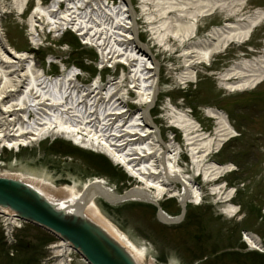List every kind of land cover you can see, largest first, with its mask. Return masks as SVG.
Wrapping results in <instances>:
<instances>
[{
	"label": "bare ground",
	"instance_id": "6f19581e",
	"mask_svg": "<svg viewBox=\"0 0 264 264\" xmlns=\"http://www.w3.org/2000/svg\"><path fill=\"white\" fill-rule=\"evenodd\" d=\"M64 1L57 0L47 9L36 7L31 11L28 18L31 42L37 43L36 38L43 24L49 25L48 29L52 31L59 29L61 22L84 36L82 38L85 44L93 38L100 40V28H89L84 20L87 13L77 8L83 0ZM61 2L66 5L65 10L54 15L56 5L59 8ZM13 3L18 14H21L28 0H14ZM123 3L127 5V9L118 8L120 16L129 21L133 20L134 25L129 30L134 34L131 38L124 37L121 35L122 30L111 26L106 29L108 35L102 37L99 45L106 53H100L102 64L113 66L121 63L128 68V74H122L117 81L110 80L103 86L96 80L91 85H82L78 81L77 72L64 66L61 67L59 75L50 78L38 67L34 56L8 47L0 24V149L27 146L46 136L59 134L79 146L100 150L113 162L122 165L141 183L123 194H118L114 187H109L102 180H95L80 191L65 186L56 188L39 180L32 182L45 197L56 200L59 208L65 211L69 208L77 213L82 210L81 214L118 241L137 264H152L147 263L143 252L128 243L101 215L93 200L102 197L113 205L128 201L158 205L163 194H170L178 196L180 204L185 207L187 201L200 198L201 188L195 187L194 176H185L181 170L179 143L174 137L164 142L151 118L149 108L155 102L158 92V68L154 60L148 62L149 59L145 56L149 50L138 41V26L131 2L124 0ZM152 3L156 13H147L148 22H157L158 28L165 31V35L182 41L193 36L200 17L212 15L225 6L223 0H141L140 7L147 11V6ZM107 8L106 5V8L98 13L105 15ZM240 11H231L221 26L212 27L206 34V39L196 42L195 46L200 49L185 53L186 66L192 63L209 65L214 56L230 44H241L249 40L253 30L264 20V10L255 9L246 16H239ZM126 12L130 14L126 16ZM1 13L0 10V16ZM229 16H235V20L229 21ZM121 17L113 18L119 28L123 26V23H120ZM182 21L184 24L180 29L176 24ZM99 23H102V20H99ZM184 30L189 32L182 33ZM165 35H160L161 40ZM131 45H134L138 52H134L130 48ZM93 46L97 48V42H94ZM179 78L181 81L183 76ZM217 78L219 85L228 92L255 88L264 81V48L259 58L235 61L219 73ZM125 83L141 97V101L146 105L144 109L128 112L123 108L127 103ZM169 111L168 117H172V126L183 132L185 144L189 146L192 169L202 176L206 183L216 182L232 170L231 164L219 165L207 161L211 154L218 152L229 139L237 135L222 111L217 108L205 110L207 116L213 118L216 124L210 134L202 132L201 125L186 113L179 114L172 107ZM176 183L183 186L181 192L176 190ZM222 188L216 185L211 191L213 194H219L223 202L229 201L232 191L224 194ZM235 210L234 207L230 208V212ZM159 218L166 224H175L182 220L179 216L171 217L163 212L159 213ZM249 240L256 246L259 244L253 236H249ZM67 250L65 247V251Z\"/></svg>",
	"mask_w": 264,
	"mask_h": 264
},
{
	"label": "rangeland",
	"instance_id": "374dc122",
	"mask_svg": "<svg viewBox=\"0 0 264 264\" xmlns=\"http://www.w3.org/2000/svg\"><path fill=\"white\" fill-rule=\"evenodd\" d=\"M35 1L28 0L24 13L18 14L13 0H0L2 11L0 24L8 47L33 55L38 67L52 76L60 73L62 65L68 68L73 63L83 64L86 69L82 68L77 78L81 83L88 84L95 74L93 52L80 47L71 49L69 46L65 50L63 42L75 47V40L70 34H66L61 41L51 40L50 35L42 36L43 44L33 54L29 41L28 18ZM49 1L44 0L43 5ZM131 2L136 12L138 39L149 50L158 67V92L155 102L150 106L152 119L164 142H168L175 135L174 138L181 147V170L185 176H194L195 187L201 188L202 202L199 205L189 202L186 214L192 212L193 215L178 225L162 224L155 216L154 210L143 206V203L127 202L112 205L101 197L95 198L94 203L108 222L147 258H154L156 264H189L196 256L201 258L204 256V261L200 264H262L246 258L245 253L248 251L241 240L240 232L252 231L264 243V81L252 90L228 92L219 85L217 77L235 61L255 60L260 57L264 39V20L254 29L248 41L229 45L224 51L216 54L209 65L192 63L186 66L185 53L192 49H200L199 46L198 48L195 46L196 42L206 39V34L212 27L221 26L231 11L240 9L239 16H246L256 8L264 10V0H223L224 8L221 11L216 10L212 15L200 17L193 36L185 41L165 35V31L160 32V35H165L162 40L155 36L146 21L148 15L144 14V11L141 12L140 1ZM148 8L151 15L156 13L153 3ZM229 17H231L229 21L235 20V16ZM183 24L182 21L176 25L182 28ZM153 25H157V22ZM187 32L189 31L182 33ZM49 54L52 57L48 59L56 62L47 63L48 59L45 60V57ZM60 58L61 62L58 61ZM110 74L112 75L110 78L115 80L120 70L119 73L116 71ZM179 76H183L181 81ZM128 94L130 95L128 104L132 110L145 107L141 103L136 107L140 97L134 95L132 91ZM173 105L177 106V111H181L179 114H189L207 134L213 132L216 124L215 120L207 116L205 110L217 108L227 114L226 117L238 132V136L228 140L218 152L211 154L207 161L232 164L234 167L230 173L213 183H206L202 176H196L198 173L192 169L193 163L190 160L189 146L185 144L184 134L172 127V117H168L169 109ZM55 138L68 145H74L66 137L52 134L39 143H31L26 148L3 149L0 153V170L31 175L56 188L65 186L77 191L95 179L103 180L120 194L135 185H140L126 172L125 180L122 175L120 177L123 180L109 173L95 175L92 169L84 166V159L81 157L79 159L72 155L69 156L72 158L71 161L69 159L63 161L64 156L51 152L53 145L50 140ZM116 168L121 169L120 166ZM96 171L101 172L97 169ZM216 185L223 187L224 194L232 191L230 202H223L219 194L212 193L211 189ZM177 187L182 189L180 184H177ZM164 198L160 205L165 203ZM228 204L235 205L238 213L235 215L224 213L223 210ZM165 208L166 212L174 215L179 212L180 207L173 200ZM18 237L25 248L16 250L14 257L6 256L0 241V264H40L41 257L49 254L46 248L36 249L39 247L38 238L46 240L49 237L41 229L26 225ZM54 241L53 238L51 242ZM200 247H203V250L199 255ZM71 259L72 264H84L75 253L71 254Z\"/></svg>",
	"mask_w": 264,
	"mask_h": 264
},
{
	"label": "water",
	"instance_id": "95a60500",
	"mask_svg": "<svg viewBox=\"0 0 264 264\" xmlns=\"http://www.w3.org/2000/svg\"><path fill=\"white\" fill-rule=\"evenodd\" d=\"M0 210H10L69 242L89 264H137L118 241L84 214L59 208L32 185L0 176Z\"/></svg>",
	"mask_w": 264,
	"mask_h": 264
},
{
	"label": "trees",
	"instance_id": "16d2710c",
	"mask_svg": "<svg viewBox=\"0 0 264 264\" xmlns=\"http://www.w3.org/2000/svg\"><path fill=\"white\" fill-rule=\"evenodd\" d=\"M58 151V150H57ZM97 164H100V165H102L103 167H105L106 168V170L108 171V170H110V171H114L112 168H111V166L107 163V162H105V161H103V160H101V159H99V161H97ZM261 262H262V264H264V257L263 258H261Z\"/></svg>",
	"mask_w": 264,
	"mask_h": 264
}]
</instances>
